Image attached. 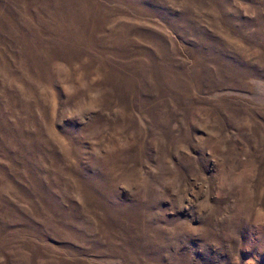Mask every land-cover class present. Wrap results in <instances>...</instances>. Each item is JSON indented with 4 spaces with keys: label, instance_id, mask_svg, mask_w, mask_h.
<instances>
[{
    "label": "rangeland",
    "instance_id": "374dc122",
    "mask_svg": "<svg viewBox=\"0 0 264 264\" xmlns=\"http://www.w3.org/2000/svg\"><path fill=\"white\" fill-rule=\"evenodd\" d=\"M0 264H264V0H0Z\"/></svg>",
    "mask_w": 264,
    "mask_h": 264
}]
</instances>
